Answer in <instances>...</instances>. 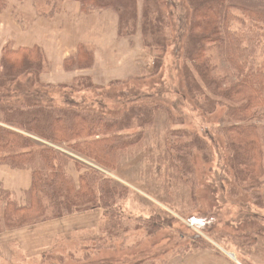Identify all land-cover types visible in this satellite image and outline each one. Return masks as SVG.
I'll return each mask as SVG.
<instances>
[{"label": "trees", "instance_id": "1", "mask_svg": "<svg viewBox=\"0 0 264 264\" xmlns=\"http://www.w3.org/2000/svg\"><path fill=\"white\" fill-rule=\"evenodd\" d=\"M46 1L53 11L62 0ZM72 1L84 14L112 10L120 30L132 28V35L139 31L144 48L156 56L151 59L157 68H162L164 53L172 48L177 63L170 74L178 80L173 94L210 125L212 134L179 129L183 126L179 106L173 103L170 109L163 103L160 76L151 81L153 89L158 87L156 97L150 103L131 105L125 112L78 107L68 98L64 104H55L50 97L52 87L39 78L48 70L43 52L4 48L0 57V165L30 170L31 181L22 204L12 203L10 194H1L8 202L0 199V235L98 212L106 218L107 229L117 231L124 213L117 203L123 186L30 136L67 149L100 170L113 171L120 155L139 144L144 128L156 125V118L163 114L166 128L161 140L172 171L187 178L195 160L208 164L212 149L207 140L213 143L216 137L234 182L246 185V204L264 210V0H141V17L138 0ZM180 4L186 12L179 17L180 24H175L174 9ZM5 6L6 0H0V14ZM91 59V53L79 45L65 61L64 71L86 69ZM94 86L89 77L81 76L69 89L92 90ZM124 133L134 137L123 138ZM70 163L79 170L77 178L67 173ZM46 264H52V255Z\"/></svg>", "mask_w": 264, "mask_h": 264}, {"label": "rangeland", "instance_id": "2", "mask_svg": "<svg viewBox=\"0 0 264 264\" xmlns=\"http://www.w3.org/2000/svg\"><path fill=\"white\" fill-rule=\"evenodd\" d=\"M65 1L68 0H62L50 11L46 0H6L0 14V28L1 25L5 27L0 57L4 48L13 50L19 43L27 44L32 36L29 28H36V31L41 26L48 46L47 50H41L44 57L50 59L52 41L47 38V33L59 26ZM138 3V16L141 17L142 1L138 0ZM31 4L35 9L44 10V13L38 12V19L34 18ZM178 6L174 9L175 24H180L179 17L183 18L186 12L185 6ZM29 11L32 17H29ZM101 12L106 14L97 16L94 21L83 19L82 35L76 40V44L85 42L82 46L91 53L92 63L75 72L89 77L94 88L69 89L74 78H69L70 73L65 72L64 67L59 71L58 65L49 64L44 74H50L60 82L47 84L52 87L50 97L53 102L64 104L68 98L78 107L125 112L131 105L150 103L156 97L158 87L153 89L151 81L160 76L164 85L161 90L163 103L170 109H173V103L179 106L183 120L179 122L183 124L179 129L212 134L210 125L203 122L187 102L181 103L173 94V89L178 87V80L170 74V69L177 63L173 49H167L162 68H157L151 59L155 54L144 48L146 43L140 32L132 35L133 29L124 26L120 30L112 10L93 13ZM98 21L102 26L106 24L108 32H114L111 45L98 41L97 37L102 36L95 28ZM62 26H66L65 22ZM22 34L23 41H20ZM106 39L111 41L109 36ZM116 41L126 47L115 50ZM86 58L90 60L88 55ZM42 74L39 78L44 82ZM20 81L25 83L24 78ZM162 116L164 114L156 118V125L144 128L142 141L120 155L113 171L100 170L67 149L30 136L38 143L47 144L97 169L106 177L115 178L124 188V194L117 202L124 210L121 227L117 231L107 229L106 218L98 212L79 213L32 227L4 231L0 235V264H46L49 255H52V264H264V210L246 204V185L234 182L226 167L220 140L216 137L213 143L207 140L212 149L211 161L203 165L195 160L192 173L183 178L170 169L166 145L161 140L166 128ZM127 136L121 134L123 138L134 137ZM142 156L145 159H141ZM67 173L77 178L79 170L70 163ZM30 181V170L0 165V199L7 203L1 195L7 193L11 195L12 203L22 204Z\"/></svg>", "mask_w": 264, "mask_h": 264}, {"label": "crops", "instance_id": "3", "mask_svg": "<svg viewBox=\"0 0 264 264\" xmlns=\"http://www.w3.org/2000/svg\"><path fill=\"white\" fill-rule=\"evenodd\" d=\"M34 8V18L38 19V12L44 13L43 8L40 9H35V6L33 4H31ZM29 17H32L31 11H29ZM98 12V11H97ZM106 13H93L91 15H83L80 11V7L79 4L77 2H73V1H65L63 4V11L60 14V20H59V26L52 32L48 31L47 33V38H50L52 41V46H51V51H50V59H46L44 57V64L46 65H58L59 68L58 70L61 71L60 67H64V63L65 61L72 57L76 51L78 50L79 45L84 44L83 43H79L76 44V40L78 38H81L82 35V21L83 19L87 20V21H94L96 19L97 16H101L104 15ZM2 15V14H1ZM0 15V18H1ZM40 15V14H39ZM57 18V16H56ZM56 21V19L54 20ZM65 22L66 26H62V23ZM104 23V21H102ZM80 23V25H79ZM55 24V22H54ZM96 29L100 32H102V36L101 37H97L98 41L105 44V45H111L112 43V39H115V35L113 31L108 32L107 30V26L106 24L104 26H102V24H100V22H96ZM40 27H37V30L35 31V29H31L29 28V32L31 33V37L30 40L27 41V44H23V43H19L17 48H13V50H17V49H34L37 48L39 50H41L42 48L46 49L48 48L47 44H46V38L44 37V31L40 30ZM42 29V28H41ZM23 31V30H22ZM4 32H5V27L1 25L0 28V33H1V37H0V41L2 42L3 40V36H4ZM24 33L26 32V30L23 31ZM44 32V33H43ZM41 33H43V38L41 36ZM109 36L111 41H107L106 37ZM44 39V40H43ZM20 41H23V34L22 37L20 38ZM7 43H5L4 45H6ZM3 45V47H4ZM2 47V48H3ZM39 47V48H38ZM126 47L125 44H123L122 42H118L116 41V48H124ZM42 51V50H41ZM140 57H143V55L141 54ZM64 70V69H63ZM78 71V70H76ZM75 72V71H74ZM69 78H74L73 82L78 78L83 76L81 74V72H75V73H71L69 72ZM64 74V73H63ZM84 77V76H83ZM41 79H43V83L45 84H60L59 81H57L53 76H51L50 74H42ZM72 82V84H73ZM71 84V85H72Z\"/></svg>", "mask_w": 264, "mask_h": 264}, {"label": "bare ground", "instance_id": "4", "mask_svg": "<svg viewBox=\"0 0 264 264\" xmlns=\"http://www.w3.org/2000/svg\"><path fill=\"white\" fill-rule=\"evenodd\" d=\"M229 257L234 260V257H232L231 255Z\"/></svg>", "mask_w": 264, "mask_h": 264}]
</instances>
